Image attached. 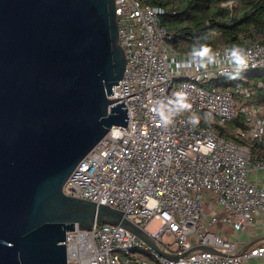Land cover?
<instances>
[{
  "label": "built area",
  "instance_id": "built-area-1",
  "mask_svg": "<svg viewBox=\"0 0 264 264\" xmlns=\"http://www.w3.org/2000/svg\"><path fill=\"white\" fill-rule=\"evenodd\" d=\"M115 5L126 64L110 97L124 96L115 102L125 99L128 122L110 127L64 190L120 210L163 253L121 223L95 222L67 231L68 264H264V243L244 248L220 226L247 231L264 214V186L250 178L264 170V159L199 114L207 110L222 125L244 113L247 127L236 124L234 131L264 142V101L250 111L236 105V93L263 92L264 79L213 85L239 71L264 74V42L178 50L161 21L164 6L149 0Z\"/></svg>",
  "mask_w": 264,
  "mask_h": 264
},
{
  "label": "water",
  "instance_id": "water-1",
  "mask_svg": "<svg viewBox=\"0 0 264 264\" xmlns=\"http://www.w3.org/2000/svg\"><path fill=\"white\" fill-rule=\"evenodd\" d=\"M115 0H0V264H68L67 231L118 222L64 185L114 124L127 125ZM247 243L244 248L254 244Z\"/></svg>",
  "mask_w": 264,
  "mask_h": 264
},
{
  "label": "trees",
  "instance_id": "trees-1",
  "mask_svg": "<svg viewBox=\"0 0 264 264\" xmlns=\"http://www.w3.org/2000/svg\"><path fill=\"white\" fill-rule=\"evenodd\" d=\"M149 2L165 7L161 21L170 30L171 43L178 50H212L229 41L242 44L264 42V0ZM259 78L264 79V74H256V80ZM257 98L258 101H264V92ZM243 119L239 115L233 122L247 127L248 124ZM218 132L224 134L225 131L219 129ZM239 142L245 143L246 139ZM254 142L256 145H251L252 153L264 159V142Z\"/></svg>",
  "mask_w": 264,
  "mask_h": 264
},
{
  "label": "rangeland",
  "instance_id": "rangeland-1",
  "mask_svg": "<svg viewBox=\"0 0 264 264\" xmlns=\"http://www.w3.org/2000/svg\"><path fill=\"white\" fill-rule=\"evenodd\" d=\"M253 71H239L236 74L227 77V78H218L215 83H213V85L218 84V87L222 86V85H230V84H242L244 82L243 78H251V74H253ZM255 95H250V96H243L239 93H236V105L238 108L242 109V107H245V109L247 111H250L252 109V107L256 104L257 100L256 97H254ZM201 116L202 114H204L205 119H208V124L214 125V127L217 129V131H219V129L224 130V134H226V136L228 135L229 138H234L237 141L240 140H244V138L238 134L236 131H234V127H235V123L233 122V120H228L226 121L224 124L222 125H218L217 122H214V119L209 117L207 115V110H204L203 113H199ZM240 115L244 116V113H241ZM214 123V124H213ZM246 143H248L251 147H255V142L254 141H250V140H246ZM221 209V208H220ZM219 212H222V210H219ZM160 221L158 219H154L150 225L149 228L155 232L159 226ZM223 230H225L228 234V236L231 239H235V241H237L240 245H243L246 241H248V237L247 234L245 232H239L234 230L233 228H231L229 225L226 226H222L220 225ZM219 227V225H215V227L213 229H217ZM163 240L165 242H172L173 241V237H168V236H164ZM135 256H137V253L134 254ZM139 255L144 258V259H149L150 261H153L150 257L144 255V254H140ZM155 261V260H154ZM139 264V263H136Z\"/></svg>",
  "mask_w": 264,
  "mask_h": 264
},
{
  "label": "crops",
  "instance_id": "crops-1",
  "mask_svg": "<svg viewBox=\"0 0 264 264\" xmlns=\"http://www.w3.org/2000/svg\"><path fill=\"white\" fill-rule=\"evenodd\" d=\"M258 75V74H257ZM251 81L255 82L256 80V73H253L251 75ZM264 92V91H263ZM260 92L256 94L254 97H256V104L261 103L262 101H258V95L263 93ZM250 178L253 182L257 183L258 185L264 186V170H259V171H254L250 174ZM247 234L248 241L244 243L246 245L249 242H254L255 243H264V214L260 215L258 220L255 222V224L250 227L247 231H243Z\"/></svg>",
  "mask_w": 264,
  "mask_h": 264
}]
</instances>
